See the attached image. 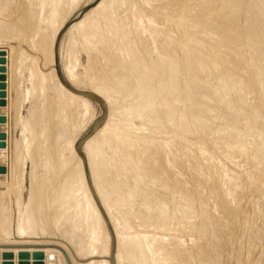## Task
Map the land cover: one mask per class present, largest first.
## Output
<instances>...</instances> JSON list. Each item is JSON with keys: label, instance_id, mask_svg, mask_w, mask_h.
<instances>
[{"label": "rangeland", "instance_id": "374dc122", "mask_svg": "<svg viewBox=\"0 0 264 264\" xmlns=\"http://www.w3.org/2000/svg\"><path fill=\"white\" fill-rule=\"evenodd\" d=\"M51 1L48 6L47 0H0V245H21L30 239L23 230L31 212L38 223L39 236L34 237L38 245L56 243L53 234L65 229L76 235L78 244L79 233L89 229L90 214L81 197L85 185L75 169L62 166L59 170L58 164L71 159V141H77L101 109L90 101L87 116L77 114L75 121L73 114H64L66 119L58 120L61 125L53 121L61 96L54 86L55 80L60 81L55 68L59 65L65 80L72 73L82 86L88 84V90L103 82L105 89L98 92L110 104L114 102L113 115L108 121L107 115L98 128L106 124L113 134L106 138L101 131L95 146L100 178L110 190L113 215L124 234L125 260L120 264H264V0H233L245 15L241 11L232 20L227 19L234 7L231 0H112L115 5L106 0L100 9H93L100 0L73 4L70 0L62 11ZM90 10L93 22L82 32L69 31ZM175 21L184 23L186 31L172 27ZM217 31L226 45L216 40ZM83 32L96 37L101 33L105 39L90 43ZM90 46L94 51H89ZM214 52L218 59L211 56ZM208 58L214 60L210 65ZM189 64L198 71L190 72ZM235 78L244 80L237 83ZM244 81L248 88H235ZM144 110H149L146 117ZM86 123L89 127L82 131ZM56 175L62 177L55 189ZM53 213L58 217L53 218ZM40 233L46 236L41 238ZM104 240H96L94 247ZM13 252L17 250H0V264L37 261L31 251Z\"/></svg>", "mask_w": 264, "mask_h": 264}, {"label": "bare ground", "instance_id": "6f19581e", "mask_svg": "<svg viewBox=\"0 0 264 264\" xmlns=\"http://www.w3.org/2000/svg\"><path fill=\"white\" fill-rule=\"evenodd\" d=\"M40 1V0H39ZM46 1V0H45ZM51 1V0H50ZM49 0H47V2L46 3H48V2H50ZM54 2H56V5H55V7L54 8H56V6H57V10H58V8L60 9L59 11H62V8H65V6L67 5V3H68V1H70V0H53ZM77 0H71V2H72V4L74 3V2H76ZM105 1L106 0H100L94 7H93V9H100V8H102L103 6H105L104 4H107V3H105ZM110 1H112V0H110ZM116 1V0H115ZM221 1H223V0H221ZM229 1V0H228ZM231 1H233V0H231ZM238 1H242V0H238ZM238 1H236V2H238ZM32 2V1H31ZM42 2V1H41ZM52 2V1H51ZM128 2V1H127ZM185 2V1H184ZM212 2V1H211ZM234 3V1H233V3H234V7L232 8V11H231V13L229 14L230 16H229V18H227L228 20H232V19H235L237 16H238V14L242 11V13L244 12L243 10H242V7H240V6H238V5H235V4H238V3ZM32 3H34V2H32ZM45 3V2H44ZM53 3V2H52ZM112 3H113V1H112ZM116 3V2H115ZM228 3V2H227ZM35 4V3H34ZM41 4V3H40ZM49 4V3H48ZM111 4V3H110ZM109 4V5H110ZM114 4V3H113ZM210 4H212V3H210ZM214 4V3H213ZM212 4V5H213ZM245 3H243V5H244ZM32 5V4H31ZM115 5V4H114ZM208 5H209V2H208ZM216 5H220V4H216ZM229 5H230V3H229ZM240 5V4H239ZM241 5H242V2H241ZM247 4H245V6H246ZM37 6V5H36ZM39 6V5H38ZM37 6V7H38ZM48 6H51L50 4L48 5ZM113 6V5H112ZM210 6V5H209ZM214 6V5H213ZM244 6V7H245ZM45 7H47V5H45ZM43 8V9H46V8ZM109 7V6H108ZM110 7H111V5H110ZM229 7V6H228ZM243 7V8H244ZM38 8H40V7H38ZM37 8V9H38ZM106 8V7H105ZM230 8H231V5H230ZM247 8H249V7H247ZM34 9H35V7H34ZM104 9V8H103ZM252 9V8H251ZM6 10H7V8H6ZM22 10V9H21ZM41 10V9H40ZM47 10V9H46ZM46 10H45V12H46ZM48 10H49V8H48ZM48 10H47V12H48ZM185 10V9H184ZM246 7H245V13H246ZM5 11V10H4ZM59 11H57L58 13H59ZM65 11V10H64ZM99 11V10H98ZM33 12V11H32ZM40 11L38 10V13H39ZM51 13H52V11H50ZM55 12V11H54ZM91 10L88 12V13H86V16L82 19V20H79V21H77L75 24H73L72 26H71V28L69 29V31L70 30H73L74 31V29H78L79 31H83L84 30V28H86V26H88V24H90V23H92L93 22V16L91 15ZM100 12V11H99ZM99 12H98V14H99ZM118 12V11H117ZM116 12V13H117ZM5 13V12H4ZM44 13V12H43ZM51 13H49V14H51ZM65 13V12H64ZM1 14V13H0ZM35 14H36V12H35ZM57 14V13H56ZM101 14L102 13H100L99 15L101 16ZM122 14V13H121ZM244 14V13H243ZM243 14H241V15H243ZM5 15V14H4ZM38 16H39V14H37ZM109 15V14H108ZM245 15V14H244ZM242 16V19H243V17H245V16ZM251 15V14H250ZM44 16V15H43ZM100 16H98V17H100ZM106 17H107V15H105ZM141 16V15H140ZM202 17V16H201ZM205 17V16H204ZM248 17H249V15H248ZM97 18V17H96ZM105 18V17H104ZM203 18V17H202ZM241 18V17H240ZM246 18L247 17H245V20H246ZM251 18V17H250ZM58 19V18H57ZM98 19V18H97ZM103 19V18H102ZM108 19V18H107ZM8 20V19H7ZM178 20V19H177ZM185 20V19H184ZM184 20H183V22H184ZM200 20V19H199ZM202 20V19H201ZM182 21V20H181ZM181 21H175L174 23H173V26L172 27H178L179 29L178 30H180V31H182V30H184V31H186V27H184L185 26V24L184 23H182ZM243 21H244V19H243ZM248 21H250V19L248 20ZM247 21V22H248ZM100 22H101V20H100ZM171 22V21H170ZM202 22V21H201ZM252 22V21H251ZM2 23V22H1ZM245 23V22H244ZM243 23V24H244ZM250 23V22H249ZM248 23V24H249ZM247 24V23H246ZM251 24V23H250ZM1 25V24H0ZM4 25V24H3ZM210 25H211V23H210ZM249 26H251V25H249ZM62 27V26H61ZM66 27V26H65ZM64 27V28H65ZM118 27V26H117ZM263 27V26H262ZM96 28V27H95ZM251 28V27H250ZM21 29V28H20ZM26 29V28H25ZM63 29V28H62ZM60 30H61V28H60ZM59 30V31H60ZM175 30H177V29H175ZM178 30H177V32H178ZM258 30V29H257ZM81 31V32H82ZM100 31V30H99ZM179 31V32H180ZM213 31V30H212ZM221 31V30H220ZM219 31V32H220ZM250 32L252 31V28H251V30H249ZM262 31V30H261ZM264 31V30H263ZM19 32V31H18ZM23 32V31H22ZM127 32V31H126ZM183 32V31H182ZM182 32H180V33H182ZM222 32V31H221ZM221 32L220 33H218V31L216 32V34H217V36L215 37L216 38V40L217 41H219L220 43H221V45L222 44H224V45H226V43L223 41V35H221ZM0 33H2V32H0ZM23 33H25V32H23ZM70 33H72V32H70ZM84 33V32H83ZM187 34H188V32H186ZM185 33V34H186ZM224 33V32H223ZM222 33V34H223ZM259 33V32H258ZM21 34V33H20ZM19 33H18V35H20ZM85 34V33H84ZM83 34V35H84ZM89 33H87V35L85 34V36L86 37H88L89 39V42L90 43H97V39H105L103 36H102V34L100 33V35L98 36L97 35V37L96 36H94V35H92V34H90V35H88ZM99 34V33H98ZM166 34V33H165ZM228 34V33H227ZM230 34V33H229ZM239 34V33H238ZM250 34H253V31H252V33H250ZM250 34L248 33V34H246V35H249V37H250ZM262 34V33H261ZM180 35V34H179ZM191 35V34H190ZM220 35V36H219ZM233 35V34H232ZM70 36V35H69ZM182 36V35H181ZM185 36V38L188 36L189 37V35H184ZM183 36V37H184ZM212 36H214V35H212ZM230 36V35H229ZM227 37V36H226ZM225 37V38H226ZM233 37V36H232ZM232 37H229L230 39L232 38ZM4 38V37H3ZM6 38H9V37H6ZM17 38V37H16ZM21 38V37H20ZM19 38V39H20ZM178 38V37H177ZM209 38V37H208ZM229 38H227V41L229 40ZM233 38H236V36L234 35V37ZM251 38V37H250ZM259 38V37H258ZM5 39V38H4ZM107 39V38H106ZM207 39V38H206ZM205 39V40H206ZM257 39V38H256ZM15 40V39H14ZM21 40V39H20ZM108 40V39H107ZM232 40V39H231ZM231 40L229 41V42H231ZM234 40V39H233ZM57 41V40H56ZM106 41V40H105ZM127 41V40H126ZM208 41V40H207ZM226 41V42H227ZM235 41V40H234ZM82 42V41H81ZM88 42V41H87ZM182 42V41H181ZM264 42V41H263ZM108 43V42H107ZM119 43V42H118ZM174 43V42H173ZM110 44V43H109ZM114 44V43H113ZM218 44L219 43H217V46H218ZM229 44H231V43H229ZM21 45H22V43H21ZM172 45H174V44H172ZM210 45V44H209ZM237 45V44H236ZM106 46H108V45H106ZM213 46V45H212ZM93 46H90L89 48V51H92L93 50V48H92ZM125 47V46H124ZM180 47V46H179ZM186 47V46H185ZM210 47H211V45H210ZM128 48V47H127ZM182 48V47H181ZM215 48V47H214ZM219 48V47H218ZM240 48V47H239ZM252 48V47H251ZM111 49V48H110ZM109 49V50H110ZM178 49V48H177ZM213 49V48H212ZM230 49V48H229ZM228 49V50H229ZM236 49H237V47H236ZM246 49V48H245ZM122 50V49H121ZM128 50V49H127ZM126 50V51H127ZM140 50V49H139ZM94 51V50H93ZM134 51V50H133ZM172 51V50H171ZM219 51V50H218ZM252 51V50H251ZM113 52H114V50H113ZM118 52V51H117ZM136 52V51H135ZM181 52V51H180ZM197 52V51H196ZM216 52H217V50H216ZM230 52V51H229ZM228 52V53H229ZM257 52V51H256ZM262 52V51H261ZM134 53V52H133ZM210 53H211V51H210ZM220 53V52H219ZM219 53H217V54H219ZM233 53V52H232ZM234 53H236V52H234ZM92 54V53H91ZM142 55H143V53H141ZM186 54V53H185ZM132 55V54H131ZM199 54H197V56H198ZM208 55H209V50H208ZM208 55H205V56H208ZM212 55H214L215 57H216V59H218L217 57L218 56H216V54H215V52H214V54L212 53L211 54V56ZM247 55H248V53H247ZM95 56V55H94ZM180 56H181V54H180ZM186 56V55H185ZM188 56V55H187ZM210 56V55H209ZM208 56V57H209ZM231 56V55H230ZM230 56H228V57H230ZM233 56V55H232ZM264 56V55H263ZM199 57H201V55L199 56ZM198 57V58H199ZM213 57V56H212ZM238 57V56H237ZM241 56H239V58H240ZM99 58V57H98ZM105 58V57H104ZM171 58V57H170ZM183 59H184V57H182ZM181 58V59H182ZM189 58V57H188ZM205 58V57H204ZM214 58V57H213ZM213 58L211 59V58H208L209 59V65H210V61L211 62H213L214 60H213ZM22 59V58H21ZM96 59V58H95ZM94 59V60H95ZM182 59V60H183ZM201 59V61L203 60L202 58H200ZM207 59V60H208ZM211 59V60H210ZM215 59V58H214ZM233 59V58H232ZM97 60V59H96ZM142 60H144V61H146L145 59H144V57L142 58ZM180 60V59H179ZM198 60V59H197ZM259 60V59H258ZM135 61V60H134ZM186 61H187V59H186ZM191 63H192V61L191 60H189ZM188 61V62H189ZM195 61V60H194ZM194 61H193V64H195L196 63V61H195V63H194ZM199 61V60H198ZM197 61V62H198ZM205 61H206V59H204V62L203 63H205ZM238 61V60H237ZM253 61V60H252ZM98 62V61H97ZM147 62V61H146ZM188 62H185L186 64H188ZM189 62V63H190ZM57 63V62H56ZM124 63V62H123ZM140 63V62H139ZM174 63V62H173ZM180 63V62H179ZM182 63H184V62H182ZM184 63V64H185ZM143 64V63H142ZM145 64V63H144ZM175 64V63H174ZM192 64V65H193ZM205 64H207V63H205ZM213 64V63H212ZM241 64V63H240ZM117 65V64H116ZM147 65H148V63H147ZM180 65V64H179ZM196 65H200L201 67H202V65L199 63H197ZM217 65V64H216ZM256 65V64H255ZM96 66V65H95ZM122 66V65H121ZM149 66V65H148ZM174 66V65H173ZM183 66V65H182ZM187 66V65H186ZM185 66V67H186ZM194 66V65H193ZM193 66H191V64H189V71H190V67H192V69H191V71L190 72H192V70H193V72H195V70H197L198 71V67L196 68V66L194 67V69H193ZM203 66H204V64H203ZM232 66V65H231ZM205 67H206V65H205ZM218 67V66H217ZM252 67V66H251ZM58 68H59V70L61 71V68H60V66L58 65ZM149 68V67H148ZM196 68V69H195ZM204 68V67H203ZM216 68V67H215ZM233 68V67H232ZM236 68H237V66H236ZM182 69V68H181ZM202 69V68H201ZM211 69V68H210ZM228 69H230V68H228ZM10 70V69H9ZM187 70V69H186ZM207 70H208V68H207ZM212 70V69H211ZM214 70H216V69H214ZM220 70V69H219ZM232 70H234V69H232ZM252 70V69H251ZM257 70V69H256ZM201 71V70H200ZM99 72V71H98ZM102 72V71H101ZM106 72V71H105ZM104 72V73H105ZM140 72V71H139ZM185 72V71H184ZM209 72V71H208ZM230 72V71H229ZM228 72V73H229ZM233 72H235V71H233ZM239 72H240V70H239ZM251 72V71H250ZM61 73H62V71H61ZM108 73V72H107ZM189 73V72H188ZM204 73V72H203ZM99 74H100V72H99ZM141 74V73H140ZM193 74V73H192ZM195 75H196V73H194ZM198 74V73H197ZM201 74H202V72H201ZM208 74V73H207ZM206 74V75H207ZM212 74V73H211ZM225 74V73H224ZM223 74V75H224ZM248 74V73H247ZM254 74V73H253ZM104 75V74H103ZM102 75V76H103ZM106 75V74H105ZM104 75V76H105ZM110 75V74H109ZM108 75V76H109ZM118 75V74H117ZM127 75V74H126ZM199 75V74H198ZM205 75V76H206ZM209 75V74H208ZM221 75V74H220ZM235 75V74H234ZM234 75L232 74V76L231 77H234ZM239 75H241V74H239ZM38 76V75H37ZM62 76H63V74H62ZM69 77H67L66 75H65V77H66V80L65 81H67V83L70 85V86H72L73 88H75V89H77V90H87V91H91V93H94V94H96L97 96H99L101 99L103 98L104 99V97H103V95L101 94V93H99L98 91L101 89V88H104L103 87V85H104V83L102 82V83H100L99 85H97L98 87L97 88H94V87H90V89L88 90L87 89V87H88V84L86 85V86H82L81 84V82L79 81V79L78 78H76V76L75 75H73L72 73H70L69 75H68ZM100 77H101V75H99ZM98 76V77H99ZM101 77L102 79L103 78H106V77ZM107 76V75H106ZM112 76H113V74H112ZM122 76V75H121ZM151 76V75H150ZM194 76V75H193ZM254 76V75H253ZM99 77V78H100ZM186 77V76H185ZM189 77V76H188ZM207 77V76H206ZM227 77V76H226ZM229 77H230V75H229ZM235 77H238V75L237 76H235ZM243 77V76H242ZM248 77H250V76H248ZM54 78H55V75H54ZM63 78H64V76H63ZM110 78V77H109ZM118 78V77H117ZM126 78V77H125ZM241 78V77H240ZM244 78V77H243ZM239 79V80H244V79ZM253 78V77H252ZM162 79V78H161ZM196 79V78H195ZM207 79V78H206ZM217 79V78H216ZM229 79V78H228ZM227 79V82H229V80H231V79H234V78H231V79H229L228 80ZM235 79H237V83H238V78H235ZM246 79V78H245ZM105 80V79H104ZM130 80V79H129ZM133 80V79H132ZM188 80V79H187ZM194 80V79H193ZM247 80V79H246ZM252 80V79H251ZM101 81V80H100ZM99 81V82H100ZM103 81V80H102ZM192 81V80H191ZM220 81V80H219ZM219 81H217V82H219ZM233 81V80H232ZM253 81V80H252ZM51 82H53V81H51ZM55 82H56V85L54 84V86L59 90L58 91V93L60 92L61 93V96L59 97L60 98V104L59 105H55V106H58L57 107V112L54 114L53 112H55L54 110L56 109V108H53L54 110L52 111V114H54L53 115V117H55L56 119L54 120L53 118H51V119H53V121H56L57 120V123L59 124V125H61L59 122H58V120L60 119L61 120V118H63L64 117V114H68L69 116L71 115V114H73V120H75V117H76V115L77 114H83V116L84 115H86L87 114V112L90 110L89 108H90V100H88V99H86L85 97H82V96H79V95H76V94H74V93H72L70 90H68L63 84H61L60 83V81H58V80H55ZM234 82V81H233ZM247 82V81H246ZM246 82L244 81V83L239 87V85L241 84V82L238 84V87L236 86L237 85V83H236V85H235V88H237L238 90L241 88L242 89V91H244L246 88H248V86H249V84L247 83V87L245 88V86H246ZM262 82V81H261ZM39 83V82H38ZM178 83V82H177ZM188 83V82H187ZM191 83V82H190ZM250 83V82H249ZM262 84V83H261ZM128 85V84H127ZM126 85V86H127ZM184 85H186V84H184ZM219 85V84H218ZM102 86V87H101ZM179 86V85H178ZM189 86H191V85H189ZM188 86V87H189ZM220 86V85H219ZM54 87V88H55ZM109 87V89H110V86H108ZM113 87V86H112ZM174 87V86H173ZM233 87V86H232ZM128 88H129V85H128ZM217 88V87H216ZM245 88V89H244ZM251 88V87H250ZM33 89V88H32ZM105 89V88H104ZM219 89V88H218ZM240 89V90H241ZM244 89V90H243ZM34 90V89H33ZM50 90H51V88H50ZM103 90V89H102ZM258 90V89H257ZM260 90V89H259ZM263 90V89H262ZM160 91V90H159ZM216 91V90H215ZM220 91V90H219ZM54 93H55V91H53ZM127 92V91H126ZM158 92V91H157ZM239 92V91H238ZM241 92V91H240ZM57 93V92H56ZM58 93H57V96H58ZM110 94V93H109ZM115 94V93H114ZM168 94V93H167ZM119 95V94H118ZM126 95V94H125ZM165 95V94H164ZM169 95V94H168ZM190 95V94H189ZM213 95V94H212ZM38 96V95H37ZM166 96V95H165ZM164 96V97H165ZM178 96V95H177ZM217 96V95H216ZM56 97V96H55ZM55 97H54V100H55ZM151 98H152V96H150ZM156 97V96H155ZM162 97H163V95H162ZM163 97V98H164ZM169 97V96H168ZM172 97L173 96H170V100L172 99ZM190 97H192V95H190L189 96V98ZM160 98H161V96H160ZM212 98H214V97H212ZM162 99V98H161ZM166 99V98H165ZM173 99H175L174 97H173ZM188 99V98H187ZM192 99V98H191ZM221 99V98H220ZM105 100V99H104ZM166 100H168L169 101V99L167 98ZM248 100V99H247ZM56 101V100H55ZM106 101V103H107V109H108V113H107V115H108V118H107V121L110 119V117L113 115V112H114V108H113V103L114 102H112V104H110V102H108L107 100H105ZM57 102H58V99H57ZM57 102H56V104H57ZM142 102H144V101H142ZM167 102V101H166ZM169 103H171V102H169ZM173 103V102H172ZM137 104V103H136ZM174 104V103H173ZM204 104V103H203ZM118 105V104H117ZM162 105H164V104H162ZM167 105V104H166ZM119 106V105H118ZM171 106V105H170ZM229 107H230V105H229ZM131 108V107H130ZM116 109V108H115ZM160 109V108H159ZM159 109H157V110H159ZM164 109V108H163ZM259 109V108H258ZM119 110V109H118ZM117 110V111H118ZM152 109H150V111H151ZM140 111H142V110H140ZM145 111V110H144ZM153 111V110H152ZM163 111V110H162ZM146 112V114H145V117H146V115H148L147 113L149 112V110H148V112L147 111H145ZM159 112V111H158ZM174 112H176V111H174ZM137 113V112H136ZM135 113V114H136ZM173 113V112H172ZM44 114H46V113H44ZM51 114V115H52ZM139 115H141V113L139 112L138 113ZM144 113H142V115H143ZM159 114V113H158ZM168 114H170V113H168ZM176 114V113H175ZM174 114V115H175ZM257 114V113H256ZM67 115V117L69 118V116ZM88 115H89V113H88ZM141 115V116H142ZM149 115H150V113H149ZM154 115V114H153ZM82 116V117H83ZM87 116V115H86ZM138 116V115H137ZM136 116V117H137ZM152 116V115H151ZM170 116V115H169ZM177 116V115H176ZM71 117V116H70ZM85 117V116H84ZM83 117V119H85ZM131 117V116H130ZM143 117V116H142ZM141 117V118H142ZM149 117V116H148ZM140 117H138V119H139ZM173 118H175V116L173 117ZM257 118V117H256ZM264 118V117H263ZM41 119V118H40ZM65 119H66V117H65ZM64 118H63V120H65ZM70 119V122H69V124L72 122L71 121V118H69ZM88 119V118H87ZM144 119V118H143ZM146 119V118H145ZM152 119V118H151ZM45 120V119H44ZM150 120V119H149ZM167 120V119H166ZM76 121V120H75ZM83 121H85V120H83ZM87 121V120H86ZM85 121V122H86ZM90 121V120H89ZM129 121V120H128ZM133 121V120H132ZM132 121H130V122H132ZM143 121H145L146 122V120H143ZM148 121V120H147ZM171 121V120H170ZM176 121V120H175ZM62 122V121H61ZM81 123H83L82 121H81ZM107 123V122H106ZM143 123V122H142ZM180 123V122H179ZM183 123V122H182ZM191 123V122H190ZM57 124V125H58ZM72 124H73V122H72ZM75 124V123H74ZM89 124V123H88ZM62 125H64V124H62ZM76 125V124H75ZM81 125V124H80ZM85 125V124H84ZM84 125H82V126H84ZM189 125H191V124H189ZM188 125V126H189ZM89 127V125H87V123H86V127H84V128H82V131L84 130H86L88 127ZM178 126V125H177ZM197 126V125H196ZM70 127V126H69ZM126 127V126H125ZM130 127V126H129ZM187 127V126H186ZM185 127V128H186ZM191 127V126H190ZM178 128V127H177ZM118 129V128H117ZM121 129V128H120ZM123 129V128H122ZM130 129H132V128H130ZM146 129V128H145ZM181 129V128H180ZM129 130V129H128ZM142 130V129H141ZM177 130H179V129H177ZM182 130V129H181ZM58 131H61V129L60 130H58ZM103 132V134H105L104 136L107 138L109 135H112L113 134V131L111 132V131H109L108 129H107V127H106V124L102 127V128H100V129H98V131H96V132H94L91 136H89L88 138H87V140L83 143V146H82V151H83V153L85 154V156H86V158H87V163H88V168H89V173H90V176H91V181H92V183H94L93 184V187H94V189H95V192H96V194H97V196H98V198H99V200H100V202H101V204H102V207H103V209L105 210V212H106V214H107V216H108V218H109V220H110V222H111V224H112V226H113V229H114V231H115V236H116V243H117V245H116V255H115V263L116 264H120V262L122 263V261L123 260H125L124 259V255H125V252H126V250L122 247V241H123V233L119 230V228H118V224H117V222H116V220H115V217H114V215H113V211H112V206H111V201H110V199L112 198L111 197V195H109L110 193V190H109V192H107V186H106V183H105V185L103 184L104 183V179H103V181L101 180V178L100 177H102L101 176V174H99V172H101V169H100V167H98V166H100V164H99V156H98V154H99V148H97L96 146H95V140L97 139V137H98V135H99V133L100 132ZM120 131V130H119ZM122 131V130H121ZM126 131H127V129H126ZM125 131V132H126ZM137 131V130H136ZM175 131V130H174ZM115 132H116V130H115ZM123 132V131H122ZM128 132V131H127ZM50 133V132H49ZM117 133H119V132H117ZM63 134H64V131H63ZM123 134V133H122ZM115 135V134H114ZM134 135V134H133ZM136 135V134H135ZM60 136V135H59ZM64 136V135H63ZM117 136V135H116ZM140 136V135H139ZM64 138V137H63ZM90 138V139H89ZM178 138V137H177ZM258 138V137H257ZM61 139H62V137H61ZM60 139V140H61ZM67 140H69V139H67ZM56 141V140H55ZM59 141V140H58ZM66 141V140H65ZM71 141V140H70ZM69 141V142H70ZM47 142V141H46ZM72 143V146H74V143H75V141H71ZM106 142V141H105ZM61 143H63V142H61ZM106 143H108V142H106ZM64 144V143H63ZM113 144H114V142H113ZM115 145V144H114ZM113 145V146H114ZM55 147H56V145H54ZM53 146V147H54ZM112 146V145H111ZM264 147V146H263ZM57 148V147H56ZM113 148V147H112ZM117 148V147H116ZM115 148V149H116ZM122 148V147H121ZM242 148V147H241ZM58 149V148H57ZM155 149V148H154ZM120 151L122 150V149H119ZM125 150H126V147H125ZM153 150V149H152ZM238 150H239V148H238ZM157 151H158V149H157ZM125 152V151H124ZM154 152V151H153ZM33 153V152H32ZM35 153V152H34ZM58 153V152H57ZM120 153V152H119ZM135 153V152H134ZM150 153V152H149ZM42 154V153H41ZM54 154V153H53ZM142 154V153H141ZM100 155V154H99ZM126 155V154H125ZM139 155V154H138ZM40 156V155H39ZM53 156V155H52ZM57 156V155H56ZM124 156V155H123ZM133 156V155H132ZM140 156V155H139ZM34 157V156H33ZM42 157V156H41ZM99 157V158H98ZM135 157V156H134ZM153 157V156H152ZM57 158V157H56ZM146 158V157H145ZM149 158V157H148ZM210 158V157H209ZM59 159V158H58ZM139 159V158H138ZM102 159H100V161H101ZM43 161V160H42ZM56 161V160H55ZM60 161V160H59ZM66 162H63V161H60V164H58L57 162V164L58 165H61V168L59 169V170H61L62 169V166L64 167V166H69V167H71L73 170L75 169V171L74 172H76L75 174L80 178V183L82 182V183H84V185H85V192H82V194H81V197L83 198H85V200H84V202H83V204H84V206L82 205V207H84L85 209H86V211H88L89 212V218H90V224H89V229H88V232L87 231H85V234H80L81 232H83V230L81 231V229H80V233H79V239H80V237H81V241L79 240V242H78V244L76 243V241H75V237L74 236H76V235H72L71 233L72 232H68V231H66V229H65V231H64V233H62V231H57L56 232V235L55 234H53V236H55L57 239H58V241L56 242V243H52V242H50V241H48V242H45V243H43V244H39V246H50V247H52V246H58V247H61L65 252H66V254H67V256L69 257V260H70V262H71V264H82V262H84L85 263V261L87 260V259H92V264H109L108 263V257H109V246H110V241H109V236H108V233H107V230H106V228H105V225H104V222H103V220H102V218H101V215H100V213H99V211H98V209H97V207H96V205H95V203H94V201H93V198L91 197V195H90V192H89V190H88V188H87V185H86V182H85V179H84V175H83V168H82V164H81V161H80V159H79V156L76 154V152H75V150H74V155L71 157V159L70 160H65ZM143 162H144V160H143ZM48 164V163H47ZM56 164V165H57ZM102 164H103V162H102ZM142 164V163H141ZM40 166V165H39ZM90 166V167H89ZM127 166V165H126ZM101 167H102V165H101ZM143 167V166H142ZM57 168V167H56ZM65 168V167H64ZM70 168V170H71V172H72V169ZM39 169V168H38ZM66 169H68V171H69V168H66ZM100 169V170H99ZM58 170V171H59ZM47 171V170H46ZM51 171H52V169H51ZM65 171V170H64ZM144 171V170H143ZM61 172H63V171H61ZM73 172V173H74ZM56 173V172H55ZM60 173V172H59ZM59 173H57V174H59ZM64 173V172H63ZM72 173V174H73ZM102 173V172H101ZM110 173V172H109ZM108 173V174H109ZM52 174V173H51ZM61 174V173H60ZM62 175V174H61ZM66 175H68V174H66ZM75 175V176H76ZM141 175H143V174H141ZM68 176H70V173H69V175ZM73 176V175H72ZM55 177V176H54ZM56 177H57V175H56ZM58 177H62V176H58ZM57 177V178H58ZM71 177V176H70ZM109 177V176H108ZM142 177V176H141ZM59 180H55L56 182H54L55 183V185H53L54 186V188L56 189V187H60V183H59V181H60V178H58ZM62 179V178H61ZM71 179V178H70ZM118 179V178H117ZM144 179V178H143ZM263 179V178H262ZM49 180H51V179H49ZM111 180H113L112 178H111ZM42 181H43V179H42ZM51 182V181H50ZM53 182V181H52ZM106 182V181H105ZM109 182V181H108ZM138 182V181H137ZM43 183V182H42ZM76 183V182H75ZM263 183V182H262ZM37 184V183H36ZM35 184V185H36ZM108 184V183H107ZM115 184V183H114ZM46 186V185H45ZM56 186V187H55ZM70 186V185H69ZM107 188H106V187ZM63 187V186H62ZM65 187V186H64ZM68 187V186H67ZM78 187H79V185H78ZM39 188V187H38ZM49 188V187H48ZM75 188H77V187H75ZM125 188V187H124ZM44 189V188H43ZM66 189V188H65ZM69 190H70V188H68ZM79 189V188H78ZM107 189V190H106ZM37 191H38V189H36ZM36 190L34 189V191L36 192ZM46 190V189H45ZM44 190V191H45ZM48 190V189H47ZM77 191V190H76ZM48 192L50 193V191L48 190ZM58 192V191H57ZM60 192V191H59ZM62 192V191H61ZM75 192V191H74ZM114 192V191H113ZM37 194H38V192H36ZM47 193V192H46ZM48 193V194H49ZM68 193H69V191H68ZM247 193V192H246ZM55 194V193H54ZM115 194V193H114ZM126 194V193H125ZM128 194V193H127ZM254 194V193H253ZM36 195V194H35ZM53 195V194H52ZM123 195V194H122ZM60 196V195H59ZM36 197H38V196H36ZM45 197V196H44ZM124 197V196H123ZM127 197V196H126ZM51 198H52V196H51ZM54 198H56V197H54ZM52 199L51 201H53V200H55V199ZM119 198V197H118ZM33 199V198H32ZM48 199V198H47ZM63 199V198H62ZM34 200V199H33ZM37 200H39V199H37ZM46 200V199H45ZM76 200V199H75ZM76 201H80L79 200V198H78V200H76ZM125 201V200H124ZM46 202V201H45ZM54 202V201H53ZM70 202V201H69ZM72 202V201H71ZM73 202H74V200H73ZM77 203V202H76ZM251 203V202H250ZM46 204V203H45ZM48 204H50V202L48 203ZM71 204V203H70ZM74 204V203H73ZM114 204V203H113ZM56 206V205H55ZM50 207V206H49ZM249 207V206H248ZM52 208V207H51ZM57 207H55L54 209H56ZM41 209V208H40ZM46 209H49V208H46ZM85 209H83V210H81L80 209V211H84ZM34 210V209H33ZM52 210V209H51ZM117 210V209H116ZM31 211V210H30ZM29 211V212H30ZM170 211V210H169ZM35 212V211H34ZM53 212H55V211H53ZM56 212H57V210H56ZM160 212V211H159ZM57 213H59V212H57ZM61 213V212H60ZM50 214H52V213H50ZM49 214V215H50ZM143 214V213H142ZM80 215V214H79ZM27 216V215H26ZM35 215L33 214V216H32V212H31V216H28L26 219H25V223H24V233H25V236L26 237H28V238H30L28 241H26V242H24L26 245H38V243L37 242H35V238L34 237H37V236H39V235H37L36 234V229H37V226H36V221H35V217H34ZM48 216V215H47ZM60 216V215H59ZM53 218L54 217H58V214H57V216H56V214H55V216H54V213H53V216H52ZM51 217V218H52ZM74 217H76V215H74V216H70L69 217V220H67V221H64L63 222V224H62V226H61V228L64 226V223H65V225L67 224V223H69V222H71L73 219H74ZM82 220H81V222L83 221V223H84V220L83 219H85L84 218V216H83V214H82ZM50 218V217H49ZM52 218V219H53ZM51 219V221L54 223V220H52ZM81 219V218H80ZM88 219V218H87ZM45 221V220H44ZM41 223V222H40ZM44 223V222H43ZM55 223H56V221H55ZM87 223H89L88 221H87ZM38 224V223H37ZM70 224V223H69ZM68 224V225H69ZM82 224V223H81ZM61 225V224H60ZM120 225V224H119ZM145 225V224H144ZM80 226H82V225H80ZM66 227V226H65ZM58 229V228H57ZM72 229V228H71ZM82 229H84V228H82ZM58 230H61L60 228L58 229ZM73 230V229H72ZM55 231V230H54ZM203 231V230H202ZM53 232V231H52ZM40 235H41V238L42 237H45L46 236V233H45V236H43L41 233H40ZM51 235V234H50ZM89 237H92V240H90L89 239ZM54 238V237H53ZM83 238V239H82ZM105 239L104 241H101L100 243H99V245L97 246V247H94V244H95V242H96V240H98V239ZM87 240V241H86ZM139 240H141V239H139ZM93 241V242H92ZM100 241V240H99ZM28 242V243H27ZM36 243V244H31V243ZM148 242V241H147ZM143 243V242H142ZM141 243V244H142ZM25 244H21V245H25ZM137 244V243H136ZM12 245H17V244H12ZM145 246V245H144ZM126 247V246H125ZM17 250V249H16ZM41 251H39V250H37V249H29V250H17V252H13V253H16V254H18V253H27L28 251H31L30 253H43L44 254V256L46 257V261H47V264H51V262H54V264L56 263L55 261H57L59 264H66V262H65V260H64V258H63V255L61 254V252H59L58 250H56V249H52V248H45V249H40ZM134 250H135V248H134ZM135 252V251H134ZM142 253V252H141ZM130 254V253H129ZM132 254V256L134 257V255H133V253H131ZM147 254V253H146ZM178 255V254H177ZM131 256V255H130ZM129 256V257H130ZM132 256H131V258H132ZM127 257V256H126ZM134 258H136V257H134ZM129 259V258H128ZM127 259V260H128ZM137 259V258H136ZM45 261V262H46ZM90 263V264H91ZM145 264H147L146 262H144Z\"/></svg>", "mask_w": 264, "mask_h": 264}, {"label": "water", "instance_id": "95a60500", "mask_svg": "<svg viewBox=\"0 0 264 264\" xmlns=\"http://www.w3.org/2000/svg\"><path fill=\"white\" fill-rule=\"evenodd\" d=\"M94 3L84 7L81 11L80 14L84 13L86 10H88ZM79 14V15H80ZM78 15V16H79ZM67 26V25H66ZM57 62V64H59L58 61L55 60V63ZM56 65V64H55ZM56 71H57V76L59 77L61 83L68 89L70 90L72 93L85 97L86 99L90 100L91 102H95L100 106L101 109V115L96 118L93 123L90 125V127L77 139V141L74 143V150L76 152V154L79 156V159L81 161L82 164V168H83V175H84V179L87 185V188L90 192L91 197L93 198V201L101 215V218L104 222L105 228L107 230L108 236H109V241H110V246H109V257H108V263L109 264H116L115 263V255H116V236H115V231L113 229V226L105 212V210L102 207V204L95 192V189L93 187V183L91 181V176L89 173V168H88V163H87V158L85 156V154L82 151V146L83 143L87 140V138L89 136H91L106 120L107 118V113H108V109H107V104L105 103V101H103L99 96H97L94 93L88 92V91H80L77 90L75 88H73L72 86H70L63 78L61 71L59 70L58 66L55 67ZM45 248H52V249H56L59 252H61V254L63 255V258L66 262V264H71L69 257L67 256L66 252L58 246H39V245H10V244H6V245H0V250H29V249H45ZM32 257L37 261L34 264H43V259H44V254L43 253H31Z\"/></svg>", "mask_w": 264, "mask_h": 264}]
</instances>
